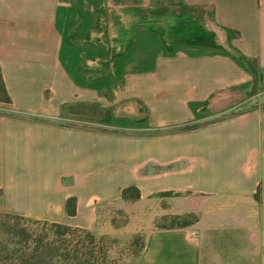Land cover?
<instances>
[{"label": "crops", "instance_id": "obj_1", "mask_svg": "<svg viewBox=\"0 0 264 264\" xmlns=\"http://www.w3.org/2000/svg\"><path fill=\"white\" fill-rule=\"evenodd\" d=\"M0 69V211L92 230L129 185L188 193L137 264H264V0H0Z\"/></svg>", "mask_w": 264, "mask_h": 264}, {"label": "rangeland", "instance_id": "obj_2", "mask_svg": "<svg viewBox=\"0 0 264 264\" xmlns=\"http://www.w3.org/2000/svg\"><path fill=\"white\" fill-rule=\"evenodd\" d=\"M198 200L199 197L188 193L161 192L149 197L105 203L98 210L96 227L89 229L100 241L99 248H97L100 251L99 255L105 256L100 264H137L148 232L154 228L171 226L173 224L172 215H185L191 212L192 215L198 216V212L194 209L183 211L193 207ZM216 215L222 221H230L233 225L232 228L228 227L222 231L224 238L245 240L235 235V213L233 211H221ZM194 216H187L186 219L194 220ZM25 225L39 231L43 228L42 224L26 223ZM216 233L219 234V231L216 230ZM7 239L9 235L6 227L0 224V240L6 241ZM224 252L234 257L237 252L236 245L227 243L224 246ZM228 262L235 263L236 261ZM240 263L246 264V261Z\"/></svg>", "mask_w": 264, "mask_h": 264}, {"label": "trees", "instance_id": "obj_3", "mask_svg": "<svg viewBox=\"0 0 264 264\" xmlns=\"http://www.w3.org/2000/svg\"><path fill=\"white\" fill-rule=\"evenodd\" d=\"M0 101L11 102L0 69ZM140 189L129 185L122 191V199H138ZM73 199L68 200V213L75 214ZM185 215H172L173 224L164 228L186 227L195 223ZM42 224L41 231L25 225ZM0 224L6 227L9 239L0 240V264H100L105 256L99 255L97 236L89 229L59 222L32 219L23 215L0 211ZM18 238V239H16Z\"/></svg>", "mask_w": 264, "mask_h": 264}]
</instances>
